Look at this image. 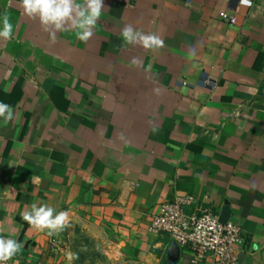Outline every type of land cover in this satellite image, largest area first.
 Masks as SVG:
<instances>
[{
  "label": "crops",
  "instance_id": "1",
  "mask_svg": "<svg viewBox=\"0 0 264 264\" xmlns=\"http://www.w3.org/2000/svg\"><path fill=\"white\" fill-rule=\"evenodd\" d=\"M103 2L87 43L68 30L53 44L20 0H0L14 25L0 39V102L17 117L0 118V235L23 244L14 264H71L57 242L72 225L112 234L136 264H208L149 229L182 194L193 209L228 205L240 252L264 264V0ZM126 24L165 46L125 44ZM32 203L67 211L68 227L32 229Z\"/></svg>",
  "mask_w": 264,
  "mask_h": 264
},
{
  "label": "clouds",
  "instance_id": "2",
  "mask_svg": "<svg viewBox=\"0 0 264 264\" xmlns=\"http://www.w3.org/2000/svg\"><path fill=\"white\" fill-rule=\"evenodd\" d=\"M243 5L251 6V0H240ZM23 14L31 20H38L42 29L49 34L51 43H56L57 32L74 30L76 38L87 43L94 35V29L105 9L103 0H20ZM0 39L8 41L13 38L14 25L10 14L5 11L0 15ZM120 35L127 45H139L144 49L156 51L165 46L163 39L156 33H144L136 30L131 24H126ZM131 66L141 67L142 61L133 57ZM149 65L146 70H150ZM158 91V90H157ZM0 118L5 123L13 121L16 114L7 103L0 102ZM37 182V181H34ZM22 220L40 232L47 231L48 236L58 235L69 225V213L57 212L55 208L43 203H32L21 216ZM4 223H0V233L5 232ZM256 238L252 248L259 251ZM23 248V244L16 239L5 238L0 235V264H7ZM69 262L78 259L75 253H68Z\"/></svg>",
  "mask_w": 264,
  "mask_h": 264
},
{
  "label": "built area",
  "instance_id": "3",
  "mask_svg": "<svg viewBox=\"0 0 264 264\" xmlns=\"http://www.w3.org/2000/svg\"><path fill=\"white\" fill-rule=\"evenodd\" d=\"M221 16L230 24L236 23L234 14L223 12ZM194 202L193 195L182 194L172 201L160 203L149 229L168 233L176 243L188 246L194 261L211 254L208 264H239V244L243 241L241 227L230 218L222 222L217 209H193ZM7 264H14L13 258Z\"/></svg>",
  "mask_w": 264,
  "mask_h": 264
},
{
  "label": "rangeland",
  "instance_id": "4",
  "mask_svg": "<svg viewBox=\"0 0 264 264\" xmlns=\"http://www.w3.org/2000/svg\"><path fill=\"white\" fill-rule=\"evenodd\" d=\"M63 234L57 249L61 254L69 251L78 255L71 264H136L135 256L128 254L112 234L108 238L102 232L91 233L80 225L70 226Z\"/></svg>",
  "mask_w": 264,
  "mask_h": 264
},
{
  "label": "water",
  "instance_id": "5",
  "mask_svg": "<svg viewBox=\"0 0 264 264\" xmlns=\"http://www.w3.org/2000/svg\"><path fill=\"white\" fill-rule=\"evenodd\" d=\"M187 211H189V208H186ZM230 217V208L228 205H226L220 215L221 221L226 222ZM239 264H248V255L244 252L240 253V261Z\"/></svg>",
  "mask_w": 264,
  "mask_h": 264
}]
</instances>
